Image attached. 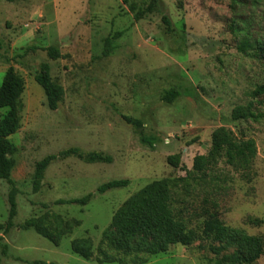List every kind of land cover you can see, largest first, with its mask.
Returning <instances> with one entry per match:
<instances>
[{"label": "rangeland", "instance_id": "1", "mask_svg": "<svg viewBox=\"0 0 264 264\" xmlns=\"http://www.w3.org/2000/svg\"><path fill=\"white\" fill-rule=\"evenodd\" d=\"M148 2L0 0V84L9 67L24 83L20 127L6 139L17 149L11 182L0 179V224L7 221L12 189L16 204L13 226L7 232L0 228V264H231L223 259L232 246L216 252L223 243L201 236L151 256L114 252L106 240L101 243L111 234L117 208L164 178L176 181L175 212L188 228L200 233L207 196L217 203L225 225L261 236L264 243V94H252L264 83V65L252 49L264 44V0H159L135 20L132 5L142 8ZM162 15L169 17L170 31ZM245 41L251 46H243ZM49 46L58 49V58L48 56ZM41 62L50 65L52 80L63 90L54 110L34 79ZM169 89L179 92L172 103L161 98ZM7 111L0 108V118ZM126 118L142 122L144 134L157 139L153 147L140 142ZM221 126L255 141L250 182L224 160L186 176L194 156L208 152L212 132ZM72 146L108 154L112 161L57 158L34 192L35 162ZM112 179L129 183L96 192ZM87 193L92 197L86 205L54 204ZM32 217H46L48 227L62 228L70 219L78 223L50 240L22 228ZM80 238L90 240L89 259L71 249L72 240ZM253 264H264V254Z\"/></svg>", "mask_w": 264, "mask_h": 264}, {"label": "trees", "instance_id": "2", "mask_svg": "<svg viewBox=\"0 0 264 264\" xmlns=\"http://www.w3.org/2000/svg\"><path fill=\"white\" fill-rule=\"evenodd\" d=\"M12 2L13 0H6ZM159 4V0H149L145 7L132 5L134 19H142L146 14L152 12ZM162 21L166 30H171V21L168 16L162 15ZM243 46H251L246 41ZM252 49L257 53L264 65V44L253 45ZM51 58H58L59 51L54 46L45 49ZM111 50L110 40L106 38L104 54ZM35 81L42 87L47 105L54 110L58 102L62 99V87L54 82L50 74V65L41 62L34 73ZM23 78L13 67H9L0 84V108H7L5 116L0 118V179L11 182L9 179L10 170L13 165L12 155L16 152V147L7 142V137L14 134L20 127V111L22 102L20 99L23 90ZM254 97L264 94V83L256 86L252 92ZM179 95L176 89H169L162 94V100L172 103ZM248 114L260 116L248 109ZM135 128L141 143L153 147L157 139L147 136L143 132L142 122L139 119H129ZM256 155V145L252 138H237L234 133L224 127L216 128L211 135V146L207 153L197 154L193 158L192 168L186 171V176L199 175L205 170L214 168L219 161L224 160L226 164L234 170L240 172L241 177L250 182L254 177L252 164ZM70 156L77 157L86 163H110L112 158L108 154L98 151L82 152L78 147L72 146L59 151L57 154H49L35 162L32 178V190L37 192L41 185L44 172L48 165L55 159H64ZM185 178V177H181ZM185 180V179H182ZM128 179H112L97 186L96 192L102 194L108 190L127 186ZM176 181L170 179L154 180L137 192L130 195L113 213L109 227L110 236L104 235L102 242L107 241L110 250L114 252H135L145 256L156 255L167 251L173 244H191L198 236L206 240H214L223 245L215 249L216 252L232 246L233 252L224 261L231 264H253L264 254V243L261 236L250 235L243 230L233 229L224 224L217 210V203L208 198H204L207 205L202 207L204 217L200 233L193 228H188L185 223L177 218L174 206L173 191ZM14 189L8 194V217L5 225L0 224L4 232L13 226V218L16 215V204L14 199ZM92 193H87L79 198L68 200L58 199L54 204H77L86 205ZM209 204V205H208ZM77 221L67 220L61 228L59 225L48 227L46 217H32L27 219L22 228H33L42 236L54 240L59 238L62 231L72 230ZM73 252L85 259L92 257L91 243L88 238L74 239L71 242ZM102 260H107L108 256L99 249ZM144 258L139 257V262Z\"/></svg>", "mask_w": 264, "mask_h": 264}]
</instances>
